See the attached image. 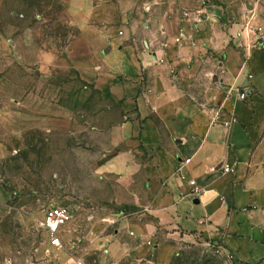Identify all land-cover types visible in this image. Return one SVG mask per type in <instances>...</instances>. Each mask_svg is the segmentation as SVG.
<instances>
[{
    "label": "crops",
    "instance_id": "obj_1",
    "mask_svg": "<svg viewBox=\"0 0 264 264\" xmlns=\"http://www.w3.org/2000/svg\"><path fill=\"white\" fill-rule=\"evenodd\" d=\"M59 1L98 42L80 75L105 105L92 123L107 141L96 174L128 184L120 206L138 209L92 247L106 264H169L172 251L152 241L162 229L214 240L233 264H264V12L237 0ZM25 92L10 116L0 110L18 139L36 125L33 86ZM50 112L42 99L47 124ZM67 226L62 247L46 234L45 249H63Z\"/></svg>",
    "mask_w": 264,
    "mask_h": 264
},
{
    "label": "rangeland",
    "instance_id": "obj_2",
    "mask_svg": "<svg viewBox=\"0 0 264 264\" xmlns=\"http://www.w3.org/2000/svg\"><path fill=\"white\" fill-rule=\"evenodd\" d=\"M237 4L264 12V0ZM82 27L59 0H0L1 114L10 116L12 100L25 98L31 86L36 101L35 130H23L22 138L0 118V264H106L92 239L117 230L119 219L138 210L120 206L129 198L128 184L96 174L107 141L92 123L105 105L94 86L80 78L98 43ZM45 54L50 63H44ZM47 98L49 124L41 115ZM55 205L67 207L72 216L60 252L45 249L47 236L38 226ZM152 241L172 251L169 264H233L221 245L203 236L179 240L159 229Z\"/></svg>",
    "mask_w": 264,
    "mask_h": 264
},
{
    "label": "built area",
    "instance_id": "obj_3",
    "mask_svg": "<svg viewBox=\"0 0 264 264\" xmlns=\"http://www.w3.org/2000/svg\"><path fill=\"white\" fill-rule=\"evenodd\" d=\"M241 99L243 101L247 99L245 93L241 95ZM236 122L237 119H233L232 123ZM184 163V165H189L191 163V160L186 159ZM224 172L231 173L233 172V169L229 166H226L224 168ZM181 178L185 179V176L181 175ZM189 184L191 186V195L193 198H200L204 194V190L197 184L195 179H190ZM71 218V212L65 206L55 205L45 211L43 218L38 223V226L40 230H42L43 232H45V234L49 236L50 245L53 248L62 247V231L68 225ZM131 235L133 236L134 234Z\"/></svg>",
    "mask_w": 264,
    "mask_h": 264
}]
</instances>
